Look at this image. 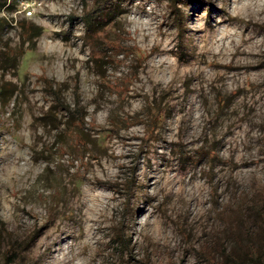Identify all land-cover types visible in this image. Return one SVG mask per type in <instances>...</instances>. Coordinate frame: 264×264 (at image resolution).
I'll return each mask as SVG.
<instances>
[{
    "label": "rangeland",
    "instance_id": "obj_1",
    "mask_svg": "<svg viewBox=\"0 0 264 264\" xmlns=\"http://www.w3.org/2000/svg\"><path fill=\"white\" fill-rule=\"evenodd\" d=\"M14 4L0 264H206L217 243L264 246V0H122L93 35L92 0Z\"/></svg>",
    "mask_w": 264,
    "mask_h": 264
},
{
    "label": "trees",
    "instance_id": "obj_2",
    "mask_svg": "<svg viewBox=\"0 0 264 264\" xmlns=\"http://www.w3.org/2000/svg\"><path fill=\"white\" fill-rule=\"evenodd\" d=\"M17 0H0V8H11ZM27 1V0H23ZM122 0H92L93 4L89 12L82 18V22L85 28V32L91 35L95 32L103 31L110 23L114 22L116 18L123 13V9L120 6ZM174 3L176 0H170ZM173 6V5H172ZM170 7L174 12L178 10L173 6ZM178 13V12H177ZM8 25L4 18H0V34L4 27ZM40 32H37L27 38L29 41H33L39 36ZM65 110L73 117L74 122L82 121V118L78 117L76 113H73L69 108L65 107ZM162 113L158 111L156 118L161 119ZM261 197H264V191L261 193ZM257 204H264V198ZM256 229L254 233L264 238V212H254ZM120 230L115 231L111 241L119 248V251L123 253L127 250V242L122 236ZM212 251L211 249H205L201 251V256L206 264H264V246L255 244L252 237L249 236L245 244L236 242V246L226 250L221 243H217ZM216 254L220 256V260H216Z\"/></svg>",
    "mask_w": 264,
    "mask_h": 264
},
{
    "label": "built area",
    "instance_id": "obj_3",
    "mask_svg": "<svg viewBox=\"0 0 264 264\" xmlns=\"http://www.w3.org/2000/svg\"><path fill=\"white\" fill-rule=\"evenodd\" d=\"M33 7V3L28 1L23 5V11L26 13V15H31Z\"/></svg>",
    "mask_w": 264,
    "mask_h": 264
}]
</instances>
